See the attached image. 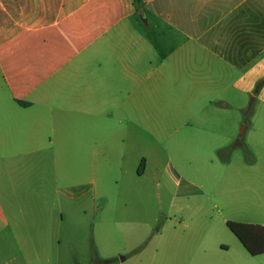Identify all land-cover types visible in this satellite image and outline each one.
<instances>
[{"label":"crops","instance_id":"0c3cea01","mask_svg":"<svg viewBox=\"0 0 264 264\" xmlns=\"http://www.w3.org/2000/svg\"><path fill=\"white\" fill-rule=\"evenodd\" d=\"M208 71L230 72V81L215 83L245 102L231 103L241 118H207L221 133L200 130L202 150L210 153L205 164L264 168V0H0V264H31L22 243L34 225L54 232L64 226L66 233L77 227L79 216L69 208L78 200L73 186L36 191L26 169L39 170L45 182L48 166L57 179L62 153H78L77 139L105 118L96 106L140 104L143 89L157 94L176 78L187 88L201 83L190 81V73ZM240 124L256 157L223 162L213 154L223 146L212 138L232 136ZM46 152L55 155L46 161ZM26 154L34 155L27 165ZM24 202L32 211L22 210ZM72 253L70 247L64 258ZM33 257L40 259L37 251ZM180 259L264 264V253L251 256L182 235L166 248L168 264Z\"/></svg>","mask_w":264,"mask_h":264},{"label":"rangeland","instance_id":"374dc122","mask_svg":"<svg viewBox=\"0 0 264 264\" xmlns=\"http://www.w3.org/2000/svg\"><path fill=\"white\" fill-rule=\"evenodd\" d=\"M189 77L201 83L182 88L183 80L176 78L174 86L157 94L143 89L140 104L127 100L96 106L100 108L96 114L102 111L105 118L94 121L92 134L77 139L78 153H62L57 179L48 166L45 182L39 180L36 168L25 170L29 188L51 194L58 187L62 191L73 186L71 192L78 196L69 207L79 216L71 233L64 226L54 232L49 225H34L25 233L22 249L31 264H168L167 244L182 235L211 246L225 243L231 251L245 250L226 222L264 226V168L233 164L218 169L205 164L210 153L202 150L200 136L201 129L221 133L206 121L210 116L241 118L231 103L245 100L215 83L218 78L230 81V72L190 73ZM243 127L236 126L232 136L212 138L211 144L223 146L214 156L233 163L255 158ZM53 155L46 152V161ZM33 157L24 155L23 163ZM142 167L144 172L137 173ZM29 193L24 188L22 195ZM21 208L32 211L27 202ZM70 247L72 257L64 258ZM34 251L39 261H33ZM174 264L190 263L180 259Z\"/></svg>","mask_w":264,"mask_h":264},{"label":"trees","instance_id":"16d2710c","mask_svg":"<svg viewBox=\"0 0 264 264\" xmlns=\"http://www.w3.org/2000/svg\"><path fill=\"white\" fill-rule=\"evenodd\" d=\"M226 226L251 256L264 253V227L227 222Z\"/></svg>","mask_w":264,"mask_h":264}]
</instances>
